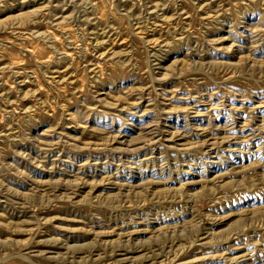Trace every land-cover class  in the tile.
<instances>
[{
    "label": "rangeland",
    "instance_id": "obj_1",
    "mask_svg": "<svg viewBox=\"0 0 264 264\" xmlns=\"http://www.w3.org/2000/svg\"><path fill=\"white\" fill-rule=\"evenodd\" d=\"M0 264H264V0H0Z\"/></svg>",
    "mask_w": 264,
    "mask_h": 264
}]
</instances>
